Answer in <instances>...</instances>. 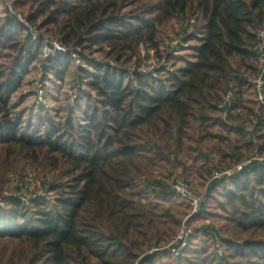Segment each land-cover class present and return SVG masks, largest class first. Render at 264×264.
<instances>
[{
  "label": "trees",
  "instance_id": "16d2710c",
  "mask_svg": "<svg viewBox=\"0 0 264 264\" xmlns=\"http://www.w3.org/2000/svg\"><path fill=\"white\" fill-rule=\"evenodd\" d=\"M28 2L30 10L35 6L27 16L32 24L67 49H105L115 66L86 58L81 72L97 99L78 121L56 124L47 117L44 135L21 131L12 97L40 62L42 43L23 37L22 24L7 15L1 20L0 158L7 168L18 160L62 165L68 180L57 183L52 208L42 201L23 206L13 198L0 208V264H159L167 257L165 264H264V159L227 182L209 181L207 199L217 194L221 200L214 208L221 211L222 227L191 226L181 255L151 251L180 226L169 206L179 197L165 179L173 157L196 153L189 169L202 178L251 158L255 149L264 157V104L250 84L258 75L256 31L264 27V0ZM177 17L188 22L184 29L203 23L190 36L197 41L189 47L190 59L176 73L159 70L160 79L136 70L140 64L128 69L141 45L157 60L173 58L161 46V30ZM70 55L56 53L41 64L62 81ZM229 91L231 105L220 108ZM181 169L188 170L183 164ZM208 213L205 201L190 219Z\"/></svg>",
  "mask_w": 264,
  "mask_h": 264
},
{
  "label": "rangeland",
  "instance_id": "374dc122",
  "mask_svg": "<svg viewBox=\"0 0 264 264\" xmlns=\"http://www.w3.org/2000/svg\"><path fill=\"white\" fill-rule=\"evenodd\" d=\"M29 7L28 0H0V22L4 16L7 15L18 23H21L22 21L27 22L35 29V32L40 35L38 38L42 43L40 50L41 55L39 58L40 62H36L33 65L29 74L25 77L22 86L13 95L11 104L14 108V117L20 120L21 131H34L39 132L40 135H44L45 129L48 125L45 122L47 117L56 124L59 121L64 122L68 118L78 121L81 116V111H84L89 103H95L93 101H95L97 97L86 86L87 78L81 72L82 69L87 67L85 62L86 58H90L96 62L108 63L110 66H115V62L104 55L105 49L100 52L97 51L96 48L91 51L78 48H75L73 51V48H69L67 50L69 51L68 53L71 54L72 61L64 73V79L62 81L57 80L54 77V74L47 69L48 66L46 65L44 68L41 64L43 58L46 59L55 55H53L52 52L48 54L45 53L49 48H51V50L54 48V45H48V41L57 42V40L52 38L51 32L39 29L38 26L32 24L27 19V16L35 10V6L33 10H30ZM40 19L41 18H39V20ZM187 24L188 22L184 19H179V17H177L162 25L161 32L165 33V35L162 39L161 46L162 48L165 47V50H171V52L175 51V55L172 54L173 58H171V60H157L151 49L141 45L137 48V54L131 58L126 67L132 70L134 69V65L140 64L139 68H136V70H141L142 73H144L153 71L155 68L162 70L161 65H165L176 73L178 68L184 65V58H187L186 60L190 59V50L185 48L197 44V41L193 39L194 36H190L195 32H199V28L203 23L200 22L199 26L195 21H192L189 23L190 26L184 29L183 27H186ZM259 31H264V27L258 28L256 32ZM21 35L23 37L28 36L25 34V30H21ZM29 37L33 38L32 36ZM177 40H179V44H177V46L172 45V42ZM183 44H187L188 47L182 46ZM74 52H76V54H74ZM3 53L7 52L3 51ZM77 58L81 60V62ZM162 73L159 72L158 75L161 76ZM130 74H128L127 78H133ZM149 77L151 79L154 78L152 75H149ZM161 77L163 78V76ZM157 84H159L158 81ZM38 96L41 97L42 103H36ZM263 104L264 102L259 103V105ZM201 153H205L203 149ZM172 157L173 156H171V158ZM193 157L196 158V153H190V159H188L189 157L186 159L182 155L178 156V159H176L177 157H173L174 161H171V163H168L169 165H166L168 169L165 170V179H167L166 181L170 186L175 179L184 180L191 187L194 194L201 195L207 190L211 178L195 177L192 174L194 172L192 169L193 167L189 169V166H191ZM175 160L179 161L176 162ZM202 161H204L203 158L197 161V163ZM182 164L188 168L185 173L182 172ZM162 165L164 166L165 163ZM213 165L214 163L211 164V166ZM171 166H177V168L173 169ZM65 169L66 168L62 165L58 168H52L46 162L40 161L39 163H31L26 160H18L11 168H7L4 166V159L0 158V208L5 207L11 198L16 199L23 206H30L33 202L42 201L47 208H52L57 194L60 191L58 188H55L57 187V183H65L68 180L65 176ZM212 170L213 169H211V172ZM163 171L159 170V172ZM17 183L23 186L24 189H21L20 191L16 185ZM43 183L47 184L46 186H49L47 191H41L44 196L40 198V200L28 199V196L31 195L32 197L33 195H36L38 191L42 189ZM13 194L15 195L13 196ZM215 195L218 196L217 194ZM216 196V199L213 197L206 200V206L209 213L207 215H202L201 219H199L200 217L192 218V220L190 219V223L188 222L189 226L197 229L205 228L206 226L207 229H209L208 225H212L216 229L222 227L223 221L219 218L217 219V216L220 215L221 211L214 208L217 202L221 201L220 199H217ZM170 201L169 206L174 207L177 214L176 217L180 220L181 226L183 218L189 213L188 207L186 203L179 198ZM29 214V216H31V213ZM197 239L200 240L201 236ZM206 241L209 243L210 240ZM4 243V241H0V249ZM216 252H220V250L216 249ZM167 258H165L164 261L159 260L158 263H168L169 260Z\"/></svg>",
  "mask_w": 264,
  "mask_h": 264
},
{
  "label": "built area",
  "instance_id": "2783aa9c",
  "mask_svg": "<svg viewBox=\"0 0 264 264\" xmlns=\"http://www.w3.org/2000/svg\"><path fill=\"white\" fill-rule=\"evenodd\" d=\"M21 23L23 26L22 30H25L26 35L32 36L35 39L39 38L40 36L39 33L35 32V29L33 27H31L27 22L22 21ZM256 34H257V39H260L259 44L256 46V51L258 54V64H257L258 75L250 79V84H251V88H252L255 100L258 103H263L264 102V41H263L264 31H259ZM177 44H179V40L172 42V45L174 46H177ZM48 45H54V48L52 50L51 48H49L48 51H45L46 54L51 53V52L53 55L56 53L66 54L69 52L67 48H65L60 43L48 41ZM182 46L188 47L187 44H183ZM185 49H189V48H185ZM171 53L175 55V51ZM74 54L76 53L74 52ZM79 61L81 62V60ZM161 67L163 70L172 71V69H169V67L165 65L164 66L161 65ZM151 72H152V76L155 79H160L161 76L158 75L159 74L158 68L153 69V71ZM232 99H233V92L229 91L223 97V100L221 101V104L219 105V107L223 108L228 105L230 106L232 103ZM36 103H42L40 96H38ZM246 130H249V128H246ZM263 159L264 157L260 156L258 153V150L255 149L253 151V155L251 156V158L245 159L230 168H225V169L214 168L211 173V179L212 180H223L227 182L228 180L236 176L241 170H244V169L250 170L251 168H253L254 161H261ZM16 185L20 191L21 189H24L23 186H21L20 184L17 183ZM46 185L47 184L43 183L42 189L38 191L36 195H33L32 197L31 195L28 196V199L40 200V198L44 196L42 195V192L47 191L49 188V186H46ZM171 188L175 195H177L180 199L185 200L187 202L189 213L183 218L181 222V226L179 227V230L176 233V235L170 241H168L165 245L159 248H153L151 249V251L166 250L167 252L175 256H178V255H181L187 248L190 236L193 233V228L188 225V222L193 215L199 212L201 205L206 201L207 191H205V193L201 195H196L191 190V187L188 185V183L181 179H175L173 181V184L171 185ZM14 195L15 194H13V196ZM216 249L217 250L219 249V244L216 245Z\"/></svg>",
  "mask_w": 264,
  "mask_h": 264
}]
</instances>
